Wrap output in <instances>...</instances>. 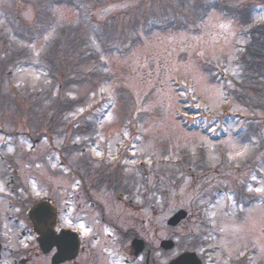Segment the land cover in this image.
Wrapping results in <instances>:
<instances>
[{
  "label": "rangeland",
  "instance_id": "rangeland-1",
  "mask_svg": "<svg viewBox=\"0 0 264 264\" xmlns=\"http://www.w3.org/2000/svg\"><path fill=\"white\" fill-rule=\"evenodd\" d=\"M195 1L0 0V64L4 46L18 54L0 74V171L10 161L21 183L50 178L66 199L77 172L108 184L145 172L131 210L94 193L106 214L161 221L184 207V241L213 264H264V47L251 53L247 33L264 0L224 1L198 23ZM244 6L243 29L230 14ZM80 197L76 215L105 239Z\"/></svg>",
  "mask_w": 264,
  "mask_h": 264
},
{
  "label": "flooded vegetation",
  "instance_id": "flooded-vegetation-1",
  "mask_svg": "<svg viewBox=\"0 0 264 264\" xmlns=\"http://www.w3.org/2000/svg\"><path fill=\"white\" fill-rule=\"evenodd\" d=\"M5 164L8 167L0 171V264H172L186 251L195 252L201 264H213L209 250L191 248L184 241L181 228L187 216L172 225L168 217L161 221H134L131 212L125 215L122 210H116L110 218L106 204L104 207L95 199L94 193L101 188L114 190L117 192L114 203L131 210L136 196L145 199L148 194L147 190L141 192L148 183L142 173H119L117 177H109L117 183L108 184L103 177H89L85 173L87 177L77 172L75 193L66 199L54 190L57 188L50 178L46 183L37 182L35 187L30 182L21 183L17 170L10 168V161ZM59 164H64L62 159ZM79 197L84 210L90 213L95 208L100 212L98 220L108 230L105 239L99 226L76 215L73 203ZM159 229L165 230L163 237L154 234ZM165 239L172 241L171 246L163 244ZM229 263L248 262L235 258Z\"/></svg>",
  "mask_w": 264,
  "mask_h": 264
},
{
  "label": "trees",
  "instance_id": "trees-1",
  "mask_svg": "<svg viewBox=\"0 0 264 264\" xmlns=\"http://www.w3.org/2000/svg\"><path fill=\"white\" fill-rule=\"evenodd\" d=\"M224 1H229V0H196L194 3L192 2V6H194L193 7V9L195 10L194 11V19H193V22L194 23H198V22H200V21H202V18H203V13H206V11H209L208 10V8L209 7H212V9H220L221 8V10H222V6H223V3H224ZM230 2V1H229ZM224 7V6H223ZM239 7H242V6H240L239 5ZM237 11V13H240V14H242V16H243V18L244 19H242V16L240 15V14H230L232 17L234 16L235 18L236 17H238L239 19H240V21H241V23H246L245 25L243 24V29L246 27V26H248V25H251L250 24V22L251 23H253V18H252V16H251V12L253 11L249 6H244V8H242L241 9V11L240 10H236ZM235 11V12H236ZM226 12V11H225ZM227 13V12H226ZM228 14V13H227ZM244 14V15H243ZM39 16H40V14H39ZM42 16V15H41ZM40 16V17H41ZM43 17V16H42ZM42 17H41V19H42ZM44 19V18H43ZM237 19V18H236ZM186 20V19H185ZM185 20L183 21V25H185ZM192 20H190V22H191ZM108 22H112V23H115L113 20H111V18H110V20L108 21ZM108 22H106V23H108ZM109 24V23H108ZM180 24H181V20H180ZM116 23L114 24V26H113V30L116 28ZM124 27V26H123ZM123 27H121V28H123ZM23 29L24 28H21V29H19V30H17V33L19 34V32H21V31H23ZM61 33H64L63 31L61 32ZM247 33L250 35V49H251V53H252V51L253 50H255V48H257L258 47V45L259 46H262V47H264V21H262V22H260V23H258V24H255V25H253V26H248V30H247ZM54 38H56V36L54 37ZM49 47V46H48ZM261 47V48H262ZM113 48H110L109 47V51L110 50H112ZM18 50H20V49H18ZM9 48L7 47V46H4L3 47V56L5 57V58H3L4 59V62L3 63H1V64H4V65H1L0 64V74H3V73H6V75H8L9 74V72H8V70H6V67H8V64L10 63V61L11 60H14V57H16L18 54H16L15 53V51H13L12 50V52L10 53V55H9ZM9 55V56H8ZM16 55V56H15ZM14 56V57H13ZM263 60H264V54H263ZM6 60V61H5ZM252 62H254V61H251L250 62V64H249V61H247L246 63L247 64H249L250 65V67L253 65L252 64ZM252 69H253V66H252ZM48 70H49V68H48ZM1 71H2V73H1ZM252 72H254V70L252 71ZM261 72V71H260ZM258 74H260V73H258ZM60 76V78L63 76V74L62 75H59ZM59 78V79H60ZM58 79V80H59ZM59 86H62V85H59ZM90 125L91 123H89V121H87V123H86V125ZM85 125V126H86ZM73 128L75 129V128H77L79 131L80 130H82V129H84L85 127L82 125V124H79V123H77V125L75 124L74 126H73ZM83 131V130H82ZM85 176H87V174H85Z\"/></svg>",
  "mask_w": 264,
  "mask_h": 264
},
{
  "label": "water",
  "instance_id": "water-1",
  "mask_svg": "<svg viewBox=\"0 0 264 264\" xmlns=\"http://www.w3.org/2000/svg\"><path fill=\"white\" fill-rule=\"evenodd\" d=\"M187 215V210L184 208L179 209L177 212L172 214V216L168 219L170 224L178 223L183 217ZM163 244L166 246H171L172 241L163 240ZM172 264H201L195 252L186 251L182 255L176 257Z\"/></svg>",
  "mask_w": 264,
  "mask_h": 264
},
{
  "label": "snow or ice",
  "instance_id": "snow-or-ice-1",
  "mask_svg": "<svg viewBox=\"0 0 264 264\" xmlns=\"http://www.w3.org/2000/svg\"><path fill=\"white\" fill-rule=\"evenodd\" d=\"M238 154H242V153H238ZM258 191H264V189H258Z\"/></svg>",
  "mask_w": 264,
  "mask_h": 264
}]
</instances>
